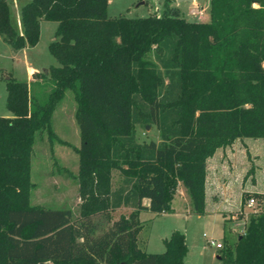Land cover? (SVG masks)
<instances>
[{"label": "trees", "instance_id": "16d2710c", "mask_svg": "<svg viewBox=\"0 0 264 264\" xmlns=\"http://www.w3.org/2000/svg\"><path fill=\"white\" fill-rule=\"evenodd\" d=\"M40 20L56 22L47 45L56 62L51 89L39 102L25 81H4L0 264H185L180 231L161 240L160 253L138 247V213L169 212L181 183L194 214L203 215L207 158L236 139L264 138V0H209L208 21L167 6L126 18L107 16L106 0H28L19 29L0 0V38L11 49L33 46ZM65 90L79 139L74 217L29 203L34 137H54L50 115ZM145 124L156 127L158 142L135 140V126ZM262 197L244 192L241 205L256 198L259 206ZM119 207L130 212L112 219ZM225 242V263L264 264V208L250 212L232 247Z\"/></svg>", "mask_w": 264, "mask_h": 264}, {"label": "rangeland", "instance_id": "374dc122", "mask_svg": "<svg viewBox=\"0 0 264 264\" xmlns=\"http://www.w3.org/2000/svg\"><path fill=\"white\" fill-rule=\"evenodd\" d=\"M28 0H6L11 22L19 29V8ZM167 7L175 8L177 14L190 21L203 19L209 20V0H196L199 10L194 8L190 1L176 2V0H106L107 16L122 15L126 18L145 17L150 14L159 15ZM192 10H195L192 15ZM191 12V13H190ZM201 15L200 17H197ZM56 22L40 20L37 41L31 47L18 50L11 49L0 38V117L10 116L5 107L4 81L11 77L16 81H25L28 93L42 102L52 87L48 78V68L55 65L54 58L47 49L48 43L53 39ZM29 69L34 74L29 77ZM75 103L72 93L65 90L63 97L53 108L50 115V126L54 134L48 138L42 131L34 137L30 158V181L32 187L29 191V203L47 208H66L77 214L78 198L76 194L77 155L73 147L78 146V130L74 119ZM135 140L137 142L159 141L158 131L153 124L136 125ZM236 139L231 144L220 147L208 157V204L203 215L193 212L192 203L188 193L180 194L175 190L170 201V211L154 214L140 212L139 221L142 228L137 235L138 247L148 253H159L163 250L161 239L167 237L172 230H177L185 235L188 251L185 264H227L219 258L221 248L217 245L233 246L238 235L244 232V221L230 220V214L225 216L218 212L221 206L240 208L249 218L250 212L264 208V138ZM64 142V143H63ZM66 143V144H65ZM218 160L223 163L222 169L218 168ZM207 161V160H206ZM252 167V171H250ZM207 168V164H206ZM220 179L225 187V203L212 204V198L223 195L212 190L215 179ZM118 179L116 171L112 172L113 185ZM248 190V191H246ZM260 190L262 200L259 206L257 201L251 206L245 199L241 205V195L244 192L253 193ZM256 199V198H255ZM218 204V205H217ZM216 206V207H215ZM237 210L235 213H239ZM126 208L111 211L110 217L115 219L119 214H127ZM100 228H105L107 223L98 221ZM97 233H100L97 231ZM205 234V236L203 235ZM214 241V245L209 243Z\"/></svg>", "mask_w": 264, "mask_h": 264}, {"label": "crops", "instance_id": "0c3cea01", "mask_svg": "<svg viewBox=\"0 0 264 264\" xmlns=\"http://www.w3.org/2000/svg\"><path fill=\"white\" fill-rule=\"evenodd\" d=\"M191 3H193L194 4V8H192V9H195V10H197L198 9V7H197V5H196V0H192V1H190ZM197 12H200V14L202 15L203 14V10H197ZM191 13V12H190ZM192 14V13H191ZM192 15H194V14H192ZM201 15H199V16H197V17H200ZM195 16V15H194ZM198 21H204L203 19H199ZM208 21V20H207ZM39 23H40V21H39ZM31 74H34V70L33 69H29V77H28V79H30L31 78ZM242 139H244V141H245V139L246 138H242ZM208 161H209V159H207V161H206V164H207V168H206V170H208ZM217 165H218V168L219 169H222V167H223V163H222V161L220 160V163H219V160H218V163H217ZM208 176H206V183H205V212L207 211L206 209H207V204H208ZM175 190H179V193L182 195V194H186L187 193V191H186V189L183 187V185L181 184V183H177V185H176V188H175ZM212 190H213V192L214 193H223V195H221V196H219V198L217 199V198H212L213 200V202H212V204H214L215 203V205H216V203H225L224 202V200H225V198L227 197V196H225L226 194H225V192H226V190H225V187H224V184H223V182H221L220 181V179L218 178V179H215V181L213 182V187H212ZM246 191H248V190H246ZM253 191H257V192H262V191H260V190H253ZM147 199H143L142 200V204H144V205H147ZM218 205V204H217ZM216 207V206H215ZM226 206H221V207H218L219 208V211L218 212H220V213H222V215L223 216H225V214H226V212H228L229 214H230V220H237V219H239L238 217H237V214L235 213L237 210H239L240 208H232V210L230 209V206H227L228 208H225ZM119 208H126L128 211H127V214L130 212V209L128 208V207H119ZM119 208H117V209H119ZM116 210V209H115ZM140 212H150V211H148V210H142V211H140ZM139 212V213H140ZM139 213H138V215H139ZM155 214V213H154ZM156 215V214H155ZM246 219H247V216L244 214V216L241 218V219H239V220H243L244 221V226H245V224H246ZM244 226H243V228H244ZM239 236V235H238ZM168 237V236H167ZM164 238H166V237H164ZM238 238V237H237ZM163 239V238H162ZM161 239V240H162ZM164 249V248H163ZM163 251V250H162ZM161 251V252H162ZM144 252H146V251H144ZM146 253H148V252H146ZM160 253V252H159ZM184 262H185V258H184Z\"/></svg>", "mask_w": 264, "mask_h": 264}, {"label": "built area", "instance_id": "2783aa9c", "mask_svg": "<svg viewBox=\"0 0 264 264\" xmlns=\"http://www.w3.org/2000/svg\"><path fill=\"white\" fill-rule=\"evenodd\" d=\"M193 13H195V10H192V14H193ZM247 203H248L249 205L252 206V205L255 203V199H254V198H250V199H248ZM203 235L205 236V234H203ZM209 243H210L211 245H214V244H215L213 240H210ZM217 247H218V248H222L223 245L218 244Z\"/></svg>", "mask_w": 264, "mask_h": 264}, {"label": "water", "instance_id": "95a60500", "mask_svg": "<svg viewBox=\"0 0 264 264\" xmlns=\"http://www.w3.org/2000/svg\"><path fill=\"white\" fill-rule=\"evenodd\" d=\"M181 1H185V0H176V2H181ZM187 1H192V0H187Z\"/></svg>", "mask_w": 264, "mask_h": 264}]
</instances>
